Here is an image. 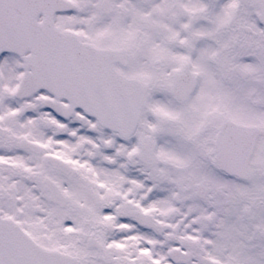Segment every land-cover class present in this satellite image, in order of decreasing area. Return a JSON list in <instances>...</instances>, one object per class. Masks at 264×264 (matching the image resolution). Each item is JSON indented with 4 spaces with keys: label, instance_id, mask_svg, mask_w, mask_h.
<instances>
[{
    "label": "snow or ice",
    "instance_id": "6c2138e0",
    "mask_svg": "<svg viewBox=\"0 0 264 264\" xmlns=\"http://www.w3.org/2000/svg\"><path fill=\"white\" fill-rule=\"evenodd\" d=\"M0 264H264V0H0Z\"/></svg>",
    "mask_w": 264,
    "mask_h": 264
}]
</instances>
